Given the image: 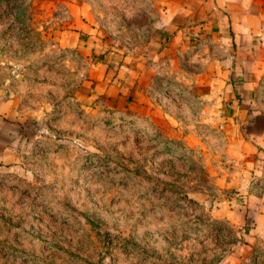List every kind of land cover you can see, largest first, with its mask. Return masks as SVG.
<instances>
[{"label": "crops", "instance_id": "0c3cea01", "mask_svg": "<svg viewBox=\"0 0 264 264\" xmlns=\"http://www.w3.org/2000/svg\"><path fill=\"white\" fill-rule=\"evenodd\" d=\"M4 1L0 264H31L21 239L42 234L41 201L17 197L20 163L44 130L59 126L50 118L62 94H73L79 110L110 113L119 126L160 139L180 174L201 157L200 200L220 205L215 218L231 219L247 250L264 247V0H122L112 25L86 0H67V25L57 26L46 0L14 11Z\"/></svg>", "mask_w": 264, "mask_h": 264}, {"label": "rangeland", "instance_id": "374dc122", "mask_svg": "<svg viewBox=\"0 0 264 264\" xmlns=\"http://www.w3.org/2000/svg\"><path fill=\"white\" fill-rule=\"evenodd\" d=\"M86 1L85 7L96 17L99 10L106 13L101 15L106 25L113 24L115 9L122 4V0ZM23 2L5 0L4 4L14 11ZM66 2H45L56 9L55 26L67 25ZM81 2L71 4L80 7ZM47 50L44 41L43 52ZM15 69L9 65L13 76ZM66 79L62 75L59 81ZM74 98L60 96L55 117L50 118L59 126L53 127L54 132L44 130L42 140L31 144L20 163L25 177L21 176L24 183L17 197L41 201L37 211L43 219L40 237L28 233L21 239L28 262L264 264V247L258 244L247 250L241 229L231 219L215 218L220 205L200 200L194 191L202 185L201 157L190 175L180 174L173 170V154L166 152L160 139L152 141L144 133L119 126L110 113L94 116L79 110ZM66 114L70 119L62 125Z\"/></svg>", "mask_w": 264, "mask_h": 264}, {"label": "built area", "instance_id": "2783aa9c", "mask_svg": "<svg viewBox=\"0 0 264 264\" xmlns=\"http://www.w3.org/2000/svg\"><path fill=\"white\" fill-rule=\"evenodd\" d=\"M236 194H237L236 191H235V192L233 191V192L230 193V196H231V197H235Z\"/></svg>", "mask_w": 264, "mask_h": 264}, {"label": "trees", "instance_id": "16d2710c", "mask_svg": "<svg viewBox=\"0 0 264 264\" xmlns=\"http://www.w3.org/2000/svg\"><path fill=\"white\" fill-rule=\"evenodd\" d=\"M88 222H90V223H91V221H88Z\"/></svg>", "mask_w": 264, "mask_h": 264}]
</instances>
